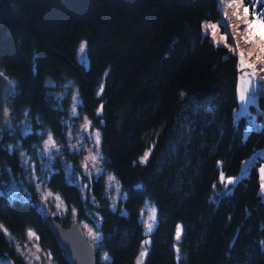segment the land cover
<instances>
[{
    "label": "trees",
    "instance_id": "1",
    "mask_svg": "<svg viewBox=\"0 0 264 264\" xmlns=\"http://www.w3.org/2000/svg\"><path fill=\"white\" fill-rule=\"evenodd\" d=\"M221 1L0 0V69L16 80L15 126L23 110L33 126L27 134L18 126L0 131V182L24 171L17 149L9 151L12 142L19 139L32 154L47 130L63 142L70 89L63 95L54 90L71 80L80 112L100 131L104 168L124 196L113 209L101 173L84 197L59 156L45 182L67 207L52 215L60 223L69 225L73 210L76 220H99L95 264H136L145 240L143 264H264V87L248 112L259 127L244 132L245 116L235 119L239 55L201 33L203 20L221 14ZM234 11L227 13L239 26L238 49L264 86L259 50L241 38L245 26ZM84 41L82 63L77 50ZM255 151L248 173L225 188L221 172L236 175ZM63 155L77 160L66 145ZM146 202L157 212L150 233L140 218ZM46 218L35 195H0V264H28L6 234L23 242L28 229L54 264H71Z\"/></svg>",
    "mask_w": 264,
    "mask_h": 264
},
{
    "label": "rangeland",
    "instance_id": "2",
    "mask_svg": "<svg viewBox=\"0 0 264 264\" xmlns=\"http://www.w3.org/2000/svg\"><path fill=\"white\" fill-rule=\"evenodd\" d=\"M243 2L245 3V6L250 7V11H251V6L249 5V0H243ZM229 3H230V0H222L221 1V3H220L221 14L216 19H205V20H203L201 32H202V35H204V36L209 35L210 40L215 45L224 46L225 42L221 41L220 37L221 36L227 37V40H226V43L228 45L227 48L229 49V51L231 53L239 55L240 66H241V68H245V67H247L248 63L244 57H243L244 63L243 64L241 63V53L238 49V46L241 45L240 37L238 35L239 27H237L236 23L233 24L231 22L230 16L227 13V10H229V7L227 5ZM206 24H216L217 25L218 31L215 34V40L213 38V34H212L211 29H208L207 32L205 31L204 26ZM81 43H80V45H81ZM83 43L85 44V41ZM80 45H79L78 50H77V55H78L79 59L81 56ZM253 71H254V69H252V72ZM0 73L4 74L3 76H0V131L8 130L10 132H13V130L17 126L19 127L21 133L25 132L26 126H30V129H31L30 132L33 131V126L31 124V119H30V116L28 115L27 110H23V113H22L20 119L18 120V125L15 126V120L13 118V112H12V107H11V95L14 93V91L16 89V80H15V78L7 75L3 69H0ZM248 78H249L248 76H241L240 81H239V85H238V90L241 89V87H243L244 82ZM9 81H13L14 84L10 85ZM49 82L53 83V81H51V80H49ZM61 86H62L61 90H59V91L54 90V91L56 94L63 95L67 92V90L70 89V91H69L70 102H69V107H68L69 115L66 119L65 139L63 140V142H60L56 137H54V136L53 137L58 142V144L60 145V155H58V156L61 158L63 165H64V168H65V164L71 166L72 172H73L74 177L77 181L76 184L79 187L82 195L84 197H86L88 195V190H83V185L86 183H89V180H88L87 176L83 175L85 172V169L82 165L84 163L85 157L89 156L90 153L94 154L95 150H96L94 138L89 139V137L91 136V134L94 131H98L99 133H100V131L97 127L93 126L92 123H91V127L87 131L82 129V125L85 123L84 118L85 117L88 118V116L80 112L79 105L77 106L78 115L76 117H72L70 115L72 107H73V99L72 98L74 95H78L79 101L81 103V98L78 94L76 85L71 80H65L61 84ZM249 104L250 103L247 104V110H248ZM240 106H239L238 110H236V113H238L240 111ZM5 109L8 110L7 116H5V114H4ZM25 113H27V116L25 115ZM88 120L90 121L89 118H88ZM249 120H252L254 122V124L256 126H258L257 120L255 119V117L247 115L246 127L244 129V132H247L249 130ZM37 130L39 133L42 132V129H40V128H38ZM49 132L50 131L47 130L45 132V134L42 136V138L40 139L39 143H34L32 145L33 154L26 152V150L24 149V147L20 143L19 139H17L16 141L12 142L9 145V146H14L17 149L19 155L21 152L25 153L26 158L29 159V165L25 166L23 164L24 165L23 173L14 174V173L10 172L7 180L0 182V192L7 193L9 191V188H10L12 182L15 181L17 183V186L19 188H21V191H19L17 193V196L19 198L31 199L35 195V203L38 206L39 210L46 217L52 216L55 214H64L67 211V207H66L63 199L59 195V193L48 188V186L45 182L46 177L49 174V171H51L53 167H52V163H51V165H49L47 158L46 157L42 158L41 155H39V153L41 152V150L43 148V142H44V140L47 139V135ZM69 133H71V135H69ZM69 144L76 145L77 150L73 151L71 148H69ZM64 145L67 146V149L69 150L70 153H76V155H77L76 161H74L71 158L70 159L65 158V156L63 155ZM99 154L102 157V159L100 160V163H99V167L102 169V173L104 174L106 194L108 195V197L110 198V200L113 204V200H115V203H116L119 198H122L124 196V192L121 190L120 182L116 178V176L112 172H110L104 168L103 154H102L100 145H99ZM256 154H257V151L253 152L246 160H244V162H250L248 164L247 169L245 170L244 162H243V165H242L240 172L237 175L233 176V178H236V180H237L240 177H242L248 173L249 168H250V164L254 161L253 158L255 157ZM55 157H57V156H54V158ZM20 158L22 160L21 155H20ZM54 158H53V160H54ZM33 168L35 169L36 175L38 177H41L43 182H41V180H37V181H31L30 180V176L32 174ZM49 168H50V170H49ZM89 170L91 171V162H89ZM65 171L67 172L66 168H65ZM96 176H97V174L95 172H93V177H96ZM109 176L115 177V179L119 185V191L117 190L116 184H113L111 187L108 186V177ZM260 182H261V184H264V179L262 176L260 178ZM36 183H41V187H40L39 191L36 188ZM49 193L51 195H49ZM57 197H59V200H57ZM61 201L63 203L61 204V206L59 208H57V205L60 204ZM153 207L155 208V206L153 204H151L150 202L144 203V205L141 209V214H140V218L142 221L147 219L149 212H150V209ZM142 213H143V215H142ZM91 214L96 219V215L93 213H91ZM70 219L72 221L76 220L75 219V211L71 212ZM78 221H79V223L83 229V232L88 237V239H90L93 242V244L95 246H97L101 240V232L99 231V228H98L99 220H97L95 224L90 223V222L85 221V220H78ZM89 230H91L92 232L98 233L100 239L99 240L93 239V237L89 233ZM30 232L33 233L34 235H29ZM145 232H147L146 228H145ZM6 234H7L8 238L11 240V242L13 243L16 250L21 255H23V257L25 258V260L27 261L28 264H54L50 251L45 249L44 247H42L39 244V241L37 240L36 234L31 229L27 230V233H26L27 237L23 242L16 240L7 230H6ZM103 257H104V253L100 256V258L102 260H104Z\"/></svg>",
    "mask_w": 264,
    "mask_h": 264
},
{
    "label": "snow or ice",
    "instance_id": "3",
    "mask_svg": "<svg viewBox=\"0 0 264 264\" xmlns=\"http://www.w3.org/2000/svg\"><path fill=\"white\" fill-rule=\"evenodd\" d=\"M249 5L251 6V11H250L249 6H244L243 0H230V3L227 6L229 8L235 7L236 11L233 12V15L236 17L237 20L241 21L245 26L243 33L241 34V38L244 39L246 44L254 45L255 48L259 50V54L257 55L256 58L257 60L261 61V63H264V6H262L264 5V0H249ZM257 7L260 8L259 11H256ZM241 8L243 9V15L240 14ZM237 27L239 26L237 25ZM204 29L206 32L208 29H211L213 38L215 40V34L218 31L217 25L216 24H206L204 26ZM220 40L225 42L224 44L225 47L228 46L226 43L227 37L221 36ZM80 53H81L80 60L82 63H85L86 54H85V44L83 42L80 45ZM241 63L242 64L244 63L243 54H241ZM247 67L253 68V65L249 64L247 65ZM262 71H264V69H262ZM3 75H4L3 73H0V76H3ZM246 75H248L249 78L244 82L243 87L239 89V101H240L241 106H240V111L235 116V119L237 121L239 120L240 117L248 115L247 104L254 103L258 89L261 87H264V86L258 85L257 80H256V74L254 71ZM262 79H264V77H262ZM9 84L13 85L14 82L9 81ZM102 91H103V85H101V89L97 93V95H100ZM72 99H73V107H72L70 115L72 117H76L78 115L77 106L79 105L80 101H79L78 95H74ZM102 108H103V105H101V107L97 109L98 115L102 111ZM4 114L5 116L8 115L7 109L4 110ZM25 115L27 116V113H25ZM84 120H85V123L82 125V129L87 131L91 127V121H89L87 117H85ZM256 127L257 126L254 124V122L252 120H249V130H254ZM30 130H31L30 126H26L24 134H27L28 132H30ZM69 135H71V133H69ZM93 138H94V142L96 145L95 153L94 154L90 153L89 156L85 157L84 163L82 165L85 169V172L83 175L87 176L89 180V183H86L83 185V190L90 189L91 180L93 179V172L97 174V178L99 174L102 173V169L99 167L100 160L102 159V157L99 154L100 133L98 131H94L89 137V139H93ZM13 147L14 146H9V151H12ZM69 148H71L73 151L77 150L76 145L69 144ZM20 155L22 157V161H21L22 164H24L25 166H28L29 159L26 158V154L21 152ZM39 155H41L42 158L46 157L49 165H51L54 156L60 155V145L54 139L51 132L48 133L47 139L44 140L43 148L41 152L39 153ZM148 155L149 153H145V156L141 158L140 162L145 163L147 161ZM89 162H91V171L89 170ZM249 163L250 162H244L245 170L247 169ZM65 168L67 169L66 176H67L69 183H77L74 177V174L72 172L71 166L65 164ZM260 171L262 173V177H264V167H262ZM30 180L31 181L41 180V182H43L41 177H38L36 175L34 168L32 170ZM220 182L225 184V188H227L229 185H232L236 182V178H233V177L225 178L224 173L221 172ZM113 184H116L117 190L119 191V185L115 177L109 176L108 186L111 187ZM40 187H41V183H36V188L38 191L40 190ZM261 189H262V192H264V184L261 185ZM19 191H21V188L17 186V183L15 181H13L9 188V191L7 193L0 192V195H7L9 199L15 200L19 198L17 196V193ZM49 195L51 194L49 193ZM57 200H59V197H57ZM62 203L63 202L61 201L60 204L57 205V208H59ZM115 206H116L115 200H113V205H112L113 209H115ZM142 222L145 225L146 231L150 233L153 230L155 223H156V209L154 207L150 209L147 219ZM89 233L93 237V239H96V240L100 239L98 233L92 232L91 230H89ZM29 235H34V234L30 232ZM179 238H180V229L178 227L177 240H179ZM149 243L150 241L148 240L143 241L142 243L143 250L140 252V256L137 259L136 264H143L144 257L147 255V248L145 246L148 245ZM103 259L105 261L109 260L107 253L104 254Z\"/></svg>",
    "mask_w": 264,
    "mask_h": 264
},
{
    "label": "water",
    "instance_id": "4",
    "mask_svg": "<svg viewBox=\"0 0 264 264\" xmlns=\"http://www.w3.org/2000/svg\"><path fill=\"white\" fill-rule=\"evenodd\" d=\"M243 75L250 74L249 67L241 68ZM47 226L71 264H95V245L88 239L78 220L63 225L54 216L46 218Z\"/></svg>",
    "mask_w": 264,
    "mask_h": 264
}]
</instances>
